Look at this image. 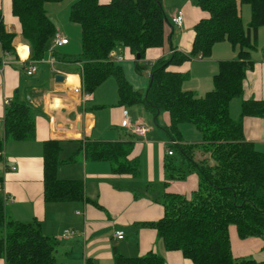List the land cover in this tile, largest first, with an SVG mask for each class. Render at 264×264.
I'll return each instance as SVG.
<instances>
[{
    "label": "trees",
    "instance_id": "16d2710c",
    "mask_svg": "<svg viewBox=\"0 0 264 264\" xmlns=\"http://www.w3.org/2000/svg\"><path fill=\"white\" fill-rule=\"evenodd\" d=\"M57 1L61 0H12L13 14L30 50L28 64L42 62L57 35L56 25L45 8L49 2ZM163 2L112 0L110 4H100L99 0H79L71 7L70 19L81 28V58L68 61L66 57H55L74 65L69 71L81 76L85 93L92 95L110 77H115L120 107L141 105L156 125L162 114L168 115L169 123L162 129L177 157L165 163L167 181H185L196 174L199 184L190 195L166 192L165 216L150 224L167 251L180 252L193 264H264L255 259L235 258L229 236V227L236 226L243 240L264 239V153L246 140L243 127L246 117L264 119V99L243 102L238 121L230 114L231 102L243 96L247 73L255 64L252 51L257 47L258 32L264 27V0H195L196 6L209 16L194 28L191 53L174 51L168 59L155 62L150 67V86L143 96L127 83L122 68L111 60L110 54L129 49L136 57V70L141 72L147 51L163 48L168 40L169 19ZM244 4L250 5L252 12L247 31L241 15ZM14 39L15 35L7 32L0 12V46L4 54L16 52ZM222 42L237 48L238 58L220 63L213 78V90L205 97L184 91L183 85L191 73L178 69L194 57L210 58L214 46ZM35 119L28 102L17 99L10 102L5 111V138L0 140V153L5 152L9 141H33ZM184 124L197 128L202 143H184L181 132ZM135 145L91 141L72 158L61 161L60 144L46 142L45 202L84 200L82 181L57 177L60 165L75 163L82 153L89 161L110 163L115 176L139 177L140 160L131 159ZM197 150L209 154L210 159L197 161ZM2 164L0 156V183ZM4 206V200H0V259L6 264H55L58 242L42 233L40 222L26 224L10 219ZM115 264H165V260L156 253L126 258L116 251Z\"/></svg>",
    "mask_w": 264,
    "mask_h": 264
},
{
    "label": "crops",
    "instance_id": "0c3cea01",
    "mask_svg": "<svg viewBox=\"0 0 264 264\" xmlns=\"http://www.w3.org/2000/svg\"><path fill=\"white\" fill-rule=\"evenodd\" d=\"M111 2L112 0H99L100 4ZM163 3L166 15L169 12L174 17L178 12H183L184 23L182 27H177L173 24V17L169 20L166 45L163 48L149 49L142 61L149 68L161 59H168L174 51L189 55L195 39V26L209 16L196 6L195 0H164ZM244 5L241 6V15L243 16L244 10L248 23L251 20L250 17L247 19L250 9ZM0 12L7 32L15 35L13 48L17 52L15 55L3 53L0 65V140L5 138L6 101L17 99L28 102L36 118L33 141L6 143L7 164H2L1 168L4 170V189L11 199L5 202L3 194H0V200L5 202L7 216L26 224L40 222L42 233L58 242L55 264H115L116 251L126 258L156 253L164 258L165 264H193L180 252L167 251L157 230L150 226L160 222L165 216L163 201L166 192L190 195L199 184L196 174L190 175L185 181H167L165 163L173 160L177 154L175 152L173 156H169L171 141L164 130L162 129V136L149 138L153 130L148 126L149 134L142 139L124 128L122 122L125 111L131 121L132 118H142V111L151 115L143 106L137 105L138 115L131 116L128 108L118 105L119 93L115 77H110L92 95L85 93L81 76L69 71V67L74 65L55 57L57 48H49L42 62L28 64L30 50L21 36L20 23L13 14L12 0H0ZM262 29L264 27L258 32L257 47L252 51L255 64L247 73L243 96L234 99L230 105L234 121L241 119L243 102L264 99ZM70 44L69 41L68 45L58 48H66ZM23 46L28 48L25 47L27 58L20 55L19 49ZM118 52L124 57L120 63L126 60L136 63V57L129 49ZM238 53L239 50L229 42H222L214 46L210 58L194 57L178 69L180 72L191 73L183 90L192 92L199 98L205 97L213 90V78L219 72L220 63L237 59ZM32 64H40V67H36L37 72L33 76H28V68ZM128 64L130 63L124 64L126 69ZM39 72H42L39 82L28 80ZM58 75L64 76L63 82L56 81ZM112 78L116 81L111 80ZM162 117L165 127L169 123V117L166 113L160 119ZM243 127L246 140L264 153V119L246 117L243 119ZM193 129L197 140L193 144L202 143L200 132L195 127ZM48 141L60 144L61 161L72 158L87 142H134L136 145L131 159L140 160V175L137 178L115 176L110 163L89 161L82 153L75 163L60 165L57 177L60 180L82 181L85 187L84 200L46 203L44 146ZM184 143L187 144L186 141ZM207 158L208 156H204V159ZM6 167H14L16 171H7ZM66 231L74 233L66 236ZM119 231L125 233L124 240L116 239L115 234ZM229 236L235 258L264 261L263 238L243 240L239 237L236 226L229 227ZM0 264H6L5 260L0 259Z\"/></svg>",
    "mask_w": 264,
    "mask_h": 264
},
{
    "label": "rangeland",
    "instance_id": "374dc122",
    "mask_svg": "<svg viewBox=\"0 0 264 264\" xmlns=\"http://www.w3.org/2000/svg\"><path fill=\"white\" fill-rule=\"evenodd\" d=\"M79 0H61L57 2H49L46 5V10L50 16V18L54 21L56 28H57V34L66 37L70 41V46L66 48H58L55 46V44L51 43L49 48H57L55 50V56L56 57H66L70 60H77L81 58L82 55V35H81V28L78 24L73 23L70 19L71 14V7L77 3ZM244 7L250 9V13H248L247 19H251V6L250 5H244ZM167 17L170 20L173 16L167 12ZM243 24L246 29H248L250 25V21L247 23L245 19V12L243 10ZM264 30V29H262ZM26 47V46H23ZM193 47V45H192ZM29 50V49H28ZM54 50V49H53ZM192 51V50H191ZM191 53V52H190ZM17 54V52H14V55ZM21 54V52H20ZM22 56V55H21ZM4 55L0 46V60H3ZM128 64V69L124 67V64ZM142 63V71L138 72L136 70V63L135 61H124L123 63L117 62L116 64L120 66L124 72L125 78L127 83L133 87L135 91L142 94L143 96L146 95L148 88L150 86V68ZM40 67V64L36 67ZM78 66V65H77ZM130 66V67H129ZM80 67V65H79ZM70 69L74 68L73 66L69 67ZM130 70V71H129ZM41 74L42 72H39L36 76L32 78H28L31 82H39L41 80ZM111 80H115V78H112ZM108 86V83H107ZM7 105V103H6ZM137 106H133V108H128V111L130 112L131 116H137L138 115ZM141 110V108H140ZM146 116V117H143ZM143 118V120H141ZM142 118H132L133 123L142 121L144 124L149 126L153 131L152 134L149 136V138H156L163 135L162 128L164 127V119L163 117L160 119L159 124L156 125L152 119L151 116H148L146 112L142 111ZM194 126L191 124H184L181 126V132L183 134L184 140L189 143L193 144V142L197 143L196 141V135L194 133ZM9 144H16L13 141H9ZM204 156H208V160L210 159V155L204 153L202 150H197L195 154V159L199 162L205 160ZM177 157V155H176ZM182 163V161H180Z\"/></svg>",
    "mask_w": 264,
    "mask_h": 264
},
{
    "label": "built area",
    "instance_id": "2783aa9c",
    "mask_svg": "<svg viewBox=\"0 0 264 264\" xmlns=\"http://www.w3.org/2000/svg\"><path fill=\"white\" fill-rule=\"evenodd\" d=\"M184 23V14L183 12H178L174 17H173V24L177 27H182ZM53 43L55 44V46L57 47H62L65 45L69 44V40L67 38H63L60 35H56L53 39ZM110 58L113 62H121L124 60V57L122 55H119L117 52H112L110 54ZM37 72V68L35 65H30L28 68V76H33L35 73ZM7 105L10 103V101H6ZM125 116H124V120L122 122V126L126 129H128L130 132H132L135 136L145 139L147 138L148 134H149V128L148 126H146L143 122H136L133 123L129 116H128V112L125 111ZM1 124V122H0ZM3 124V123H2ZM169 156H173V151L172 149L169 150L168 152ZM0 156L3 159V166H6V162H5V152L0 153ZM5 170L7 171H16V168L14 167H6ZM0 194H3L4 200L5 202L10 200V196H8L9 194L5 191L4 189V182L0 183ZM66 236L69 235H73L74 232H70V231H66ZM115 237L117 240H124L125 239V233L124 232H116Z\"/></svg>",
    "mask_w": 264,
    "mask_h": 264
},
{
    "label": "bare ground",
    "instance_id": "6f19581e",
    "mask_svg": "<svg viewBox=\"0 0 264 264\" xmlns=\"http://www.w3.org/2000/svg\"><path fill=\"white\" fill-rule=\"evenodd\" d=\"M27 49H25V47H20V49H19V51L21 52L20 55H22V57H24V58H27ZM70 79H72V78H70Z\"/></svg>",
    "mask_w": 264,
    "mask_h": 264
},
{
    "label": "water",
    "instance_id": "95a60500",
    "mask_svg": "<svg viewBox=\"0 0 264 264\" xmlns=\"http://www.w3.org/2000/svg\"><path fill=\"white\" fill-rule=\"evenodd\" d=\"M139 59H140V56H138V60H139ZM64 79H65L64 76H61V75H58V76L56 77V81H57V82H59V81H60V82H63Z\"/></svg>",
    "mask_w": 264,
    "mask_h": 264
}]
</instances>
